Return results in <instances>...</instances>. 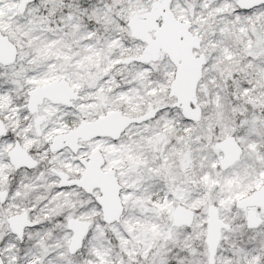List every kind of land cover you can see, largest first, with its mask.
<instances>
[{"label":"snow or ice","instance_id":"1","mask_svg":"<svg viewBox=\"0 0 264 264\" xmlns=\"http://www.w3.org/2000/svg\"><path fill=\"white\" fill-rule=\"evenodd\" d=\"M0 264H264V0H0Z\"/></svg>","mask_w":264,"mask_h":264}]
</instances>
